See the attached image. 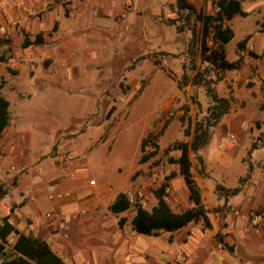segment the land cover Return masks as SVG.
<instances>
[{
	"label": "rangeland",
	"instance_id": "rangeland-1",
	"mask_svg": "<svg viewBox=\"0 0 264 264\" xmlns=\"http://www.w3.org/2000/svg\"><path fill=\"white\" fill-rule=\"evenodd\" d=\"M30 1L0 0V30L5 29L0 38L11 40L10 46L0 49V58L4 59L0 62L1 92L10 102V123L0 136V201L17 211L14 224L24 223L33 232L25 216L47 214L52 204L49 198L66 193L57 192L62 177L76 179L74 172L86 169L89 172L82 179L83 187L89 188L92 180L103 181L110 194L125 192L137 207L145 201L146 188L155 191L173 175L166 199L175 212L187 210L185 183L176 181L179 168L170 163V158L176 159L180 153L168 149L176 143H190L195 124L207 115L206 88L192 84L196 75L204 73L207 81L219 80L215 68L201 56L202 24H196L194 33L187 30L186 13L181 15L177 1L157 0L159 13L140 9L132 27L128 20L133 0H123V10L114 15L117 35L108 49L111 56L106 59L104 50L99 51V58L108 65L86 67L84 63L91 56L76 46L71 45L61 57L51 53L59 27L56 22L30 29L33 21L39 23L53 9L63 18L76 19L78 0ZM91 6L93 18L106 15L99 6ZM243 10L247 17L236 16L227 22L234 37L224 50L229 61H241V69L247 66L242 52L246 53L251 63L247 74L241 84L236 81L239 77L228 73L232 85L222 87L219 81L211 85L221 96L231 95L232 109L244 115L239 120L230 119L234 112L228 114L224 125L211 130L210 142L197 154L191 153L194 178L211 220L217 219L219 232L201 225V249L187 253L184 264H230L233 256L239 257L240 264L264 263V202L245 217L244 231L255 237L252 255L241 243L229 244L232 234L225 232L228 228L223 219L238 216V208L231 197L226 198V190L241 188L243 181L264 179V48L259 53L249 48V41L244 48L238 47L244 38L253 36L254 42L256 33L262 34L264 0H246ZM183 23L186 30L180 34L176 26ZM144 27L149 42L142 36ZM160 31L164 36L159 35ZM40 33L42 45L24 46L25 39L32 42ZM97 38L94 44L103 40ZM207 48L209 56L219 44L209 37ZM187 129L191 134L188 137ZM226 132L237 135L236 147L220 146ZM143 141L147 143L144 152ZM153 152V157L141 163ZM102 171L105 177H101ZM22 202L28 203L20 210ZM0 212L3 216L1 208ZM85 216L83 213L81 218ZM16 238V234L10 237L4 257L11 255Z\"/></svg>",
	"mask_w": 264,
	"mask_h": 264
},
{
	"label": "crops",
	"instance_id": "crops-1",
	"mask_svg": "<svg viewBox=\"0 0 264 264\" xmlns=\"http://www.w3.org/2000/svg\"><path fill=\"white\" fill-rule=\"evenodd\" d=\"M240 1L243 6L246 0ZM29 2L32 1L29 0ZM112 2H116V6H112ZM187 2L194 6L197 11H202L205 15H213L216 13L214 0L213 2H211V0H198V2L197 0H187ZM76 4L78 7V16L76 19L71 20L66 17L63 18L59 15L57 10L53 9V11L46 13L39 23L38 21H33L30 29L32 31L38 28L40 29V27L42 29L44 23L48 26L51 22H56L59 27L53 37V48L51 50L54 56H63L66 50L72 45L76 46L78 50L82 52H87V54L91 56L89 60L84 63L86 67L99 64L108 65V61L103 62L101 61L102 59L99 58V51L104 50L103 57H106V59L111 56L108 49L110 48V43L116 39L117 35V25L115 24L114 15L123 10L124 1L88 0L85 3L78 0ZM91 4L99 6L106 15L100 18H93L91 16ZM159 4L157 0H133V8L129 13L128 20L130 26L133 25L132 27H134L136 25L134 22L140 9H144L146 12L151 11L153 13H159ZM263 17L264 14L261 18V22L263 21ZM159 24L160 23H158V25ZM156 27L157 29L163 30L160 26L156 25ZM260 32H262L260 35L258 32L256 33V41L254 40V42L251 40L253 36H248L242 40L244 41L247 39V42L249 41V48L255 49V51L259 53L262 52L261 50L264 48V32L261 30ZM143 33V38L149 42L145 27ZM159 35L164 36V33L160 31ZM97 36H101L103 40L99 44H94V42L98 40ZM113 46H115V44ZM160 47L159 45L158 48ZM161 50L169 53L162 47ZM120 53L117 55L118 57L121 56ZM242 54L244 56L243 61L247 66L244 67V69L226 72L223 79L219 81V85H223L222 87H225L227 83L232 85L233 80L230 81V79H228V73H234L235 77H239V79L236 80L237 84L243 82L241 78L245 76V73L247 74V68L251 63L246 55H244L246 53L242 52ZM141 67L142 69L144 68L143 66ZM142 69L141 71H143ZM236 95L235 91L233 97H236ZM225 96L231 103L229 115L230 113H235L231 115L230 119L240 120L244 112H235L236 110L232 109L233 100L231 99V95L226 94ZM245 102L246 105H249L247 99ZM225 121L226 117L219 125H224ZM151 157H149V159ZM141 161V163L146 162H143V158ZM88 172L89 169L84 171L76 170L74 172V175L77 176L76 179L63 176L62 180L57 185L59 187L57 192L62 190L61 192L66 193H62V195H58L56 198L54 196L49 198L51 201L50 203H52L51 210L42 217L25 216V220H28L32 225L33 232L35 234L38 233L41 238L45 239L50 244L54 253L61 257L66 264H184L182 260L185 259V257L187 259V253L194 254L196 250L201 249L202 241L199 237V234H202L200 231L202 227L201 224L189 225L174 234L160 232L158 236H147L137 233L132 225V219L136 213L137 206L133 204L132 201L131 208L123 213L116 214L109 210L110 205L115 202L120 194H126L127 196L128 194L120 191L115 192V194H110L108 186L102 184L103 181L97 183V181L95 182L92 180L89 188L83 187L85 181L82 179ZM101 177H105L104 171H102ZM175 179L179 181L178 183L184 181L180 173ZM173 185L175 189L176 183L173 182ZM69 188L72 192H69ZM144 193V199L147 204L145 209L151 210L157 202L155 191L146 188ZM184 193L186 201L188 197V208H190L192 207V202L189 199L187 187H185ZM241 194L244 196L238 197ZM231 198L232 201L234 200L232 202L233 205L238 208L235 210L238 216H223L225 222L224 227L228 228L225 232L232 234L229 239V244L241 243L243 248L247 249V254L252 255L254 250L252 243L255 242V237L251 234L247 235L244 231L246 228L245 217L252 208L264 202V179H258L257 182H252L250 180L247 182L243 181L241 192ZM27 203H23L20 210L22 207L26 206ZM185 210L186 209L182 211L177 210V212H183ZM15 212L10 216L11 221H13L12 219L14 216L18 217L15 215ZM83 213H86L84 219L81 218ZM121 220H124L122 227L119 226ZM211 221L212 229L214 227V230L218 233L219 228L217 219L212 217ZM172 236L173 238L171 240ZM156 238H160V240ZM202 248H204V246H202ZM238 258V256L231 257L229 263L240 264Z\"/></svg>",
	"mask_w": 264,
	"mask_h": 264
},
{
	"label": "trees",
	"instance_id": "trees-1",
	"mask_svg": "<svg viewBox=\"0 0 264 264\" xmlns=\"http://www.w3.org/2000/svg\"><path fill=\"white\" fill-rule=\"evenodd\" d=\"M179 12L186 13L187 30L195 32L196 24H202V52L201 56L205 57L216 70L219 80H205L203 74H197L192 81L194 86H205L206 97L208 99L207 115L195 124L192 141L180 142L174 144L168 149L180 153L176 159L170 158V163L178 165L179 173L182 176L185 185L189 191V199L192 202V207L183 212H175L168 201L166 200V189L169 188V180L173 175L168 176L164 184L155 190L156 204L151 210H147L141 205L137 207L136 213L132 219L134 230L139 234L147 236H158L160 232L174 233L178 232L191 224H201L205 229H212V221L209 216V210L203 202L201 190L194 178L192 172L191 153L197 154L211 140V130L217 127L230 112V100L221 96L214 86L216 81L223 79L222 73L241 69V61L229 62L226 57L224 45L228 44L234 37L233 30L227 25V22L232 21L236 16L247 17L248 13L243 10L240 0H215L216 13L213 15H205L202 11L189 4L187 0H176ZM192 23V25H191ZM182 25L176 26L178 33L185 32L186 28ZM176 25V24H174ZM261 31L264 32V17L261 24ZM212 37L214 42L219 44V49L212 51L207 55V39ZM247 39L239 43V47L243 48ZM44 38L42 34H38L35 40L30 42L25 39V47L31 45H42ZM11 40L0 38V49L5 46H10ZM4 61L0 58V62ZM188 79V78H187ZM207 81V82H206ZM2 87L0 85V136L4 133L10 123V102L3 96ZM264 110V101L261 105ZM187 137L190 136V130L185 132ZM264 144V141L263 143ZM153 145L157 148L156 141ZM147 146L146 141L142 142L141 149L144 151ZM257 148V143L254 149ZM154 155V153L143 157V162ZM198 161L203 163L202 158L198 157ZM241 192V188L226 190V198L234 197ZM131 201L126 194H120L114 203L109 207L113 213H123L131 208ZM3 216L0 215V264H66L52 250L50 244L43 238L34 233L20 223L18 226L11 221L10 216L13 214L10 208L1 205ZM1 213V212H0ZM124 220L119 222L122 227ZM16 234L17 238L11 247V255L4 257L7 252V245L10 237ZM225 246L227 244L222 241Z\"/></svg>",
	"mask_w": 264,
	"mask_h": 264
},
{
	"label": "built area",
	"instance_id": "built-area-1",
	"mask_svg": "<svg viewBox=\"0 0 264 264\" xmlns=\"http://www.w3.org/2000/svg\"><path fill=\"white\" fill-rule=\"evenodd\" d=\"M21 5H23V3H21ZM1 33H5V29L2 28L0 30ZM239 144V140L236 134L232 133V132H226L225 135L222 137V141H221V147L222 148H234ZM168 189V188H167ZM166 189V191H167ZM130 200V199H129ZM131 201V200H130ZM142 207L146 208L147 204L145 201H141L140 204ZM13 222V221H12Z\"/></svg>",
	"mask_w": 264,
	"mask_h": 264
}]
</instances>
